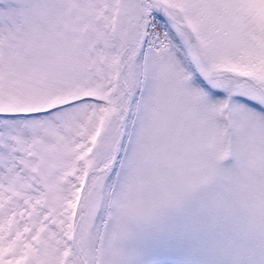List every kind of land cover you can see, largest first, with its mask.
Listing matches in <instances>:
<instances>
[{
  "label": "snow or ice",
  "instance_id": "1",
  "mask_svg": "<svg viewBox=\"0 0 264 264\" xmlns=\"http://www.w3.org/2000/svg\"><path fill=\"white\" fill-rule=\"evenodd\" d=\"M0 264H264V0H0Z\"/></svg>",
  "mask_w": 264,
  "mask_h": 264
}]
</instances>
